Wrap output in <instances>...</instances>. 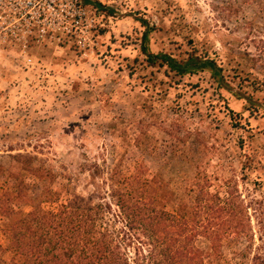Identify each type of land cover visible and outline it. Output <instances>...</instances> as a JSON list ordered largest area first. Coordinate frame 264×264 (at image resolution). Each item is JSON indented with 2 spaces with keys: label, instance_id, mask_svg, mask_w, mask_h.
Segmentation results:
<instances>
[{
  "label": "rangeland",
  "instance_id": "obj_1",
  "mask_svg": "<svg viewBox=\"0 0 264 264\" xmlns=\"http://www.w3.org/2000/svg\"><path fill=\"white\" fill-rule=\"evenodd\" d=\"M89 3L101 5L102 24L89 48L0 44V194L41 195L36 204L45 210L75 200L93 204L108 192L112 169L128 174L140 166L156 205L191 219L203 196L199 184L213 199L237 190L242 233L221 238L204 264H262L264 0ZM140 19L153 27L151 52L211 58L219 78L150 65ZM92 163L101 168L94 177ZM11 204L30 208L21 199ZM196 244L211 251L204 237Z\"/></svg>",
  "mask_w": 264,
  "mask_h": 264
},
{
  "label": "trees",
  "instance_id": "obj_2",
  "mask_svg": "<svg viewBox=\"0 0 264 264\" xmlns=\"http://www.w3.org/2000/svg\"><path fill=\"white\" fill-rule=\"evenodd\" d=\"M140 23L146 27L141 51L150 65L165 64L178 75L208 70L219 78L221 68L211 58L190 55L178 60L151 52L148 34L153 27L143 19ZM22 157L14 155L21 165ZM23 169L40 178L26 161ZM100 169L96 163L88 165L93 177ZM142 174L140 166L128 174L112 169L106 178L108 192L99 194V202L68 201L55 210L36 204L41 195L1 193L0 235L4 243L0 242V264H204L221 238L242 233L235 220L242 212V204L236 201L237 190H226L225 197L213 199L207 187L199 184L203 196L197 197L188 219L182 211L172 213L158 207L150 192L153 183ZM17 199L29 210H15L11 203ZM199 237L209 241L210 252L197 246Z\"/></svg>",
  "mask_w": 264,
  "mask_h": 264
},
{
  "label": "built area",
  "instance_id": "obj_3",
  "mask_svg": "<svg viewBox=\"0 0 264 264\" xmlns=\"http://www.w3.org/2000/svg\"><path fill=\"white\" fill-rule=\"evenodd\" d=\"M98 13L86 0H0V44L70 41L86 49L102 27Z\"/></svg>",
  "mask_w": 264,
  "mask_h": 264
},
{
  "label": "crops",
  "instance_id": "obj_4",
  "mask_svg": "<svg viewBox=\"0 0 264 264\" xmlns=\"http://www.w3.org/2000/svg\"><path fill=\"white\" fill-rule=\"evenodd\" d=\"M97 7H98V6H97ZM97 7H96V8H97ZM97 9H98V8H97Z\"/></svg>",
  "mask_w": 264,
  "mask_h": 264
}]
</instances>
